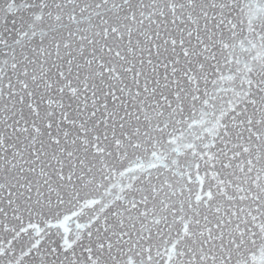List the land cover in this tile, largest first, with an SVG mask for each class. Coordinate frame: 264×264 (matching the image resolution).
Instances as JSON below:
<instances>
[{
  "label": "snow or ice",
  "instance_id": "6c2138e0",
  "mask_svg": "<svg viewBox=\"0 0 264 264\" xmlns=\"http://www.w3.org/2000/svg\"><path fill=\"white\" fill-rule=\"evenodd\" d=\"M0 264H264V0H0Z\"/></svg>",
  "mask_w": 264,
  "mask_h": 264
}]
</instances>
